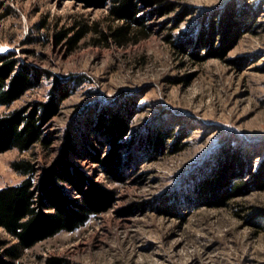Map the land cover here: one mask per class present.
<instances>
[{"label":"rangeland","instance_id":"obj_1","mask_svg":"<svg viewBox=\"0 0 264 264\" xmlns=\"http://www.w3.org/2000/svg\"><path fill=\"white\" fill-rule=\"evenodd\" d=\"M163 1L168 10L139 3L150 30L138 41L93 42L99 37L93 30L69 49L55 41L57 23L82 19L108 30L122 21L112 20L106 6L80 0H0V52L13 51L20 63L39 71L36 87L10 106L0 105V118L18 109L39 114V106L51 101L57 77L69 86L43 123L48 146L0 149V187L24 179L14 160H32L42 172L63 157L73 174L83 173L113 195L82 226L20 249L15 258L6 249L16 239L0 227V259L264 264V179L221 207L194 200L199 183L215 176L227 149H241L247 179L264 163V0ZM230 11L240 36L220 56L201 36ZM220 43L216 36L213 48ZM192 51L205 57H193ZM112 112L129 120L118 155L104 132ZM68 134L75 149L64 156ZM175 141L183 148L172 152ZM64 189L81 197L74 185Z\"/></svg>","mask_w":264,"mask_h":264},{"label":"trees","instance_id":"obj_2","mask_svg":"<svg viewBox=\"0 0 264 264\" xmlns=\"http://www.w3.org/2000/svg\"><path fill=\"white\" fill-rule=\"evenodd\" d=\"M80 1L88 6H106L108 16L122 23L117 26L109 25L108 30L82 19L69 26H60L57 23L55 41L65 43L69 49L76 48L80 40L93 30L99 33V37L93 42L102 41L107 44L110 40H114L121 45L136 42L147 36L150 30L140 15L142 6L139 3L153 5L156 11L170 8V5L163 0ZM232 15L230 11L221 16L218 26L214 20L208 35L205 29L202 32V39L212 45V51L215 50L220 56L226 53L228 44L233 43L240 36L239 24L232 19ZM216 36L220 38L221 43L217 48H213ZM190 55L205 57L196 51L190 52ZM56 79L57 82L50 91L51 101L39 106V114L35 111L18 109L0 118V149L11 147L25 151L36 143L44 146L50 144V138L44 133L43 123L58 110L59 101L69 94V86L61 82L58 77ZM38 82V69L20 63L13 51L0 52V105L10 106L26 91L36 87ZM128 131L129 120L125 115L112 112L110 122L104 125V132L112 144L114 155L119 154V147L123 146L122 141ZM182 148L183 145L175 141L171 151L176 152ZM74 149L72 136L68 134L62 149L64 156ZM225 154L215 176L199 183L194 198L197 205L209 207L227 205L237 194L246 191L251 183L259 184L263 181L264 163L252 173V179H247L244 176L247 161L241 149L236 148L232 151L227 149ZM12 166L25 177L20 183L0 187V227L5 228L16 239V242L6 249L7 255L11 258L18 256L20 249L32 247L40 240L52 237L62 230L71 231L82 226L93 212L105 209L113 199L112 192L87 179L83 173L73 174L63 157L50 165L43 166L42 172L35 162L26 158L14 160ZM87 180L89 185L84 187ZM66 183L74 185L81 197H70L64 189ZM172 214L179 213L172 211ZM48 263L63 264L58 257L49 258ZM0 264H12V261L0 259Z\"/></svg>","mask_w":264,"mask_h":264}]
</instances>
